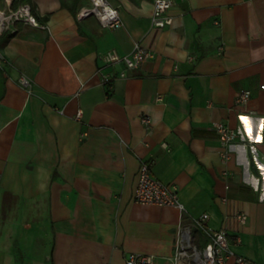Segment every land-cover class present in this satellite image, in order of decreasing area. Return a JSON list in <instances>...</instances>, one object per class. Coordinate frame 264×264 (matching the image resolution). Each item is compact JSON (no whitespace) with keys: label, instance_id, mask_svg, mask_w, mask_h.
I'll list each match as a JSON object with an SVG mask.
<instances>
[{"label":"crops","instance_id":"crops-1","mask_svg":"<svg viewBox=\"0 0 264 264\" xmlns=\"http://www.w3.org/2000/svg\"><path fill=\"white\" fill-rule=\"evenodd\" d=\"M10 1L46 26L0 34V264H125L136 252L173 264L179 227L206 242L192 222L206 212L246 264H264V0H171L165 27L151 24L154 0H109L116 28L77 18L90 0ZM135 42L152 56L105 62ZM217 121L238 131L225 161ZM143 160L184 210L134 199Z\"/></svg>","mask_w":264,"mask_h":264},{"label":"built area","instance_id":"built-area-1","mask_svg":"<svg viewBox=\"0 0 264 264\" xmlns=\"http://www.w3.org/2000/svg\"><path fill=\"white\" fill-rule=\"evenodd\" d=\"M5 1V4L0 6V34L14 33L16 23L31 24L41 28L46 26V22L40 23L38 21L36 15L32 12L29 2L13 4L10 0ZM171 2V0H154L151 15V24L154 27L170 25L172 16L167 13V8ZM75 13L78 19L93 15L102 26L109 28L120 27L122 24L118 6L109 0H90L89 5L78 8ZM214 22L218 23L217 20H214ZM217 50L221 52L222 47L218 46ZM103 55L106 57V63L115 64L122 61L125 67L129 69L137 67L143 59L152 56V53L144 45L135 42L126 54H119L114 49L106 51ZM3 62H7V58H5L0 47V64ZM124 75V70H119L115 74L104 73L102 74L101 81L104 84L110 85L115 77ZM17 80L20 85L30 87V79L24 74H21ZM250 93L247 88L240 90L235 98V102L245 103ZM81 114L80 109L76 110L75 118H79ZM141 122L150 127L151 118L145 114L141 117ZM213 127L221 143V159L225 161L230 157L228 146L238 136V131L222 121H217L213 124ZM138 167L136 185L133 191L134 199L137 202L151 203L159 206H174L180 211L185 209L175 186L160 181L152 174L149 160L141 161ZM234 217L240 223L246 221L244 212L238 211ZM207 218L208 213L206 212L194 216L192 220L194 225L207 236V240L203 245L194 236L191 226L184 225L178 228L171 256L173 264H246V260L242 255L230 249L226 229L224 227L219 229L208 227ZM236 240H239L238 236ZM125 264H156V261L153 254L136 252L130 253L125 257Z\"/></svg>","mask_w":264,"mask_h":264},{"label":"rangeland","instance_id":"rangeland-1","mask_svg":"<svg viewBox=\"0 0 264 264\" xmlns=\"http://www.w3.org/2000/svg\"><path fill=\"white\" fill-rule=\"evenodd\" d=\"M199 243H200L201 245H203L205 242H204V241H200Z\"/></svg>","mask_w":264,"mask_h":264},{"label":"trees","instance_id":"trees-1","mask_svg":"<svg viewBox=\"0 0 264 264\" xmlns=\"http://www.w3.org/2000/svg\"><path fill=\"white\" fill-rule=\"evenodd\" d=\"M9 35V34H8ZM10 36V35H9Z\"/></svg>","mask_w":264,"mask_h":264}]
</instances>
